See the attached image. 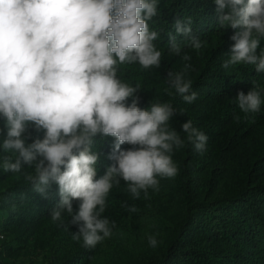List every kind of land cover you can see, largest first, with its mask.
<instances>
[{
  "label": "clouds",
  "instance_id": "obj_1",
  "mask_svg": "<svg viewBox=\"0 0 264 264\" xmlns=\"http://www.w3.org/2000/svg\"><path fill=\"white\" fill-rule=\"evenodd\" d=\"M214 2L219 27L243 29L232 35L231 55L221 66L248 64L264 73V50L256 54L264 37V0ZM157 10L158 0H0V117L7 129L0 147L15 155L3 158V169L18 173L23 164L34 167L26 178L41 194L51 183L58 185L60 200L51 219L61 221L67 212L78 226L73 239L82 238L87 248L112 235L115 222L102 214L114 184L122 179L134 199L141 192L148 198L149 189L158 190L157 177L172 178L178 171L171 153L185 141L168 127L176 111L167 103L141 109L138 99L127 105L139 86L117 75L124 64L160 67L162 52L153 43L160 33L149 27ZM191 25V18L176 19L175 30L199 51L206 41L192 35ZM169 44L172 53L181 54L176 36L170 34ZM168 80L186 103L197 99L183 72L170 71ZM236 100L246 115L260 111L256 86L247 94L240 91ZM29 125L43 129V139L26 143ZM181 127L187 141L203 152L207 135L191 120ZM97 135L115 138L110 158L116 163L99 179V157L92 150ZM125 143L134 147L121 150ZM74 200L80 201L76 214ZM148 241L156 247L155 236Z\"/></svg>",
  "mask_w": 264,
  "mask_h": 264
},
{
  "label": "trees",
  "instance_id": "obj_2",
  "mask_svg": "<svg viewBox=\"0 0 264 264\" xmlns=\"http://www.w3.org/2000/svg\"><path fill=\"white\" fill-rule=\"evenodd\" d=\"M216 8L214 0H158L149 27L160 33L153 42L162 52L160 67L118 66L122 81L139 86L127 105L138 99L141 109L167 103L176 111L168 127L185 141L171 153L176 176L157 177L158 190L149 189L148 198L141 192L134 199L122 179L114 184L102 214L115 222L112 235L87 248L82 238L73 239L78 226L67 212L61 221L51 219L60 200L58 185L51 183L41 194L26 178L34 167L23 164L18 173L5 172L3 158L15 155L0 147V264H264V73L248 64L221 66L231 55L232 35L243 29L219 27ZM188 18L192 35L206 41L199 51L189 37L176 33V19ZM170 34L182 45L180 55L169 50ZM262 50L264 37L256 54ZM184 55L191 59L185 61ZM170 71L183 72L191 81L194 102L186 103L170 86ZM254 86L261 93V108L246 115L236 96ZM188 120L208 137L203 152L182 131ZM0 130L2 144L7 131L3 117ZM25 137L26 143L43 139L44 130L29 125ZM114 143V137L94 138L92 150L99 157L95 179L116 163L110 158ZM133 147L125 143L121 150ZM79 204L73 201V214ZM132 206L136 212L129 211ZM150 235L156 247L150 246Z\"/></svg>",
  "mask_w": 264,
  "mask_h": 264
},
{
  "label": "rangeland",
  "instance_id": "obj_3",
  "mask_svg": "<svg viewBox=\"0 0 264 264\" xmlns=\"http://www.w3.org/2000/svg\"><path fill=\"white\" fill-rule=\"evenodd\" d=\"M24 257H25V256H24ZM28 263H30V262H24V264H28ZM36 263H37V262H36ZM36 263H35V264H36Z\"/></svg>",
  "mask_w": 264,
  "mask_h": 264
}]
</instances>
